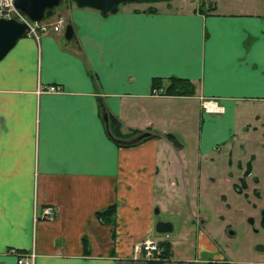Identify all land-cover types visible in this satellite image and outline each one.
<instances>
[{
  "label": "crops",
  "instance_id": "obj_1",
  "mask_svg": "<svg viewBox=\"0 0 264 264\" xmlns=\"http://www.w3.org/2000/svg\"><path fill=\"white\" fill-rule=\"evenodd\" d=\"M69 2L49 15L63 17L60 28L23 34L0 57V264H25L16 259L29 251L31 264L225 258L201 215L191 220L193 254L172 255L173 224L154 206L171 190L191 215L187 148L166 134L185 130L194 101L195 148L205 160L192 206L199 212L207 195L227 204L226 190H212L220 175L228 178L216 157L236 139V124L248 127L244 104L264 105V0H129L106 13ZM169 76L186 79L192 92L150 94L154 77L163 88ZM51 84L57 88L43 89ZM204 97L215 98L218 110H204ZM107 116L118 120L116 132ZM47 205L54 212L41 218ZM110 205V220L100 221L96 212ZM158 220L170 229L156 231ZM146 237L167 243V256L143 258L137 246Z\"/></svg>",
  "mask_w": 264,
  "mask_h": 264
},
{
  "label": "rangeland",
  "instance_id": "obj_2",
  "mask_svg": "<svg viewBox=\"0 0 264 264\" xmlns=\"http://www.w3.org/2000/svg\"><path fill=\"white\" fill-rule=\"evenodd\" d=\"M63 4L64 0H61L54 6V10L59 9L62 11ZM69 4L72 5L74 2L70 0ZM178 100L180 102L181 99ZM170 107L173 109L174 105H170ZM244 109L247 114L243 120L248 122V127L245 130H240L239 124H236V139H233L232 136L228 138L226 140L228 144L218 152L217 156L218 169L222 172L226 169L224 164L228 167L227 181H224L220 175L219 180H217L218 186L212 187V190H226L224 194L227 199L229 202L233 201L238 194L233 190L231 184H227V186L224 184L237 182V175L240 174V169L234 164L236 153L240 154V163L249 159V153H254L253 158L250 160L252 164L251 173L246 178V190L250 200L255 201L256 206H264V189L261 188L264 186V105L253 101L245 103ZM185 113L188 116L182 126L185 127V130L181 132L176 129L172 133L175 135L174 139L184 143L183 145L187 148L183 154V164L186 175L189 178V201L187 205L188 209L191 210V215L186 208L184 200L176 201L173 192L168 189L167 198L162 203H157L160 210H158L157 204L154 206V208H157L156 217L169 218L173 224V229L167 235L170 242V252L172 255L177 256L192 255L193 250L196 249V233L191 223L192 217L194 218L197 215L209 216L208 225L206 223L202 225L204 231L212 237L217 253L231 260L233 264H248L249 262L252 264H264V249L259 250L255 247L258 243L264 244V227L257 222L258 215L253 209L250 212L240 210L234 213L232 207H229V209L226 205L218 207L213 198L203 195L202 209L199 212H195L192 206V199L195 194V181L193 179L196 177V170L202 168V162L205 160L203 155L197 154L195 148V135L198 123L195 101L193 102V108L189 106L188 111ZM227 148L232 150V154L228 158L225 155ZM254 177H257L256 181H253L252 178ZM200 184L202 185L203 181ZM202 190L204 191L205 188L203 187ZM254 190L261 192L260 199L254 198ZM249 217L252 218L251 221L248 220ZM182 222L184 227L179 229L178 226ZM201 253L202 257H206L210 256L209 253L211 252L203 250Z\"/></svg>",
  "mask_w": 264,
  "mask_h": 264
},
{
  "label": "water",
  "instance_id": "obj_3",
  "mask_svg": "<svg viewBox=\"0 0 264 264\" xmlns=\"http://www.w3.org/2000/svg\"><path fill=\"white\" fill-rule=\"evenodd\" d=\"M76 6H89L99 10L102 13L114 12L117 5L124 0H71ZM60 0H13V5L17 12L25 14L30 20H39L43 18L44 11L56 6ZM26 25L23 21L13 17H0V57L14 43V41L24 33ZM71 34L70 24L64 26L63 35L69 38ZM139 136H136L138 138ZM260 225L264 227V209L260 211ZM250 220V218H248ZM156 231H168L170 221L158 220L154 224ZM256 249L263 250L264 244H256Z\"/></svg>",
  "mask_w": 264,
  "mask_h": 264
},
{
  "label": "built area",
  "instance_id": "obj_4",
  "mask_svg": "<svg viewBox=\"0 0 264 264\" xmlns=\"http://www.w3.org/2000/svg\"><path fill=\"white\" fill-rule=\"evenodd\" d=\"M0 17L2 18L14 17L17 20L24 21L26 24V29H25L26 34L32 35L35 38H37V36L41 32H45L48 28L57 29L58 24L62 21L61 17H58L55 20V22L48 20L32 21L28 19L25 15L17 12V10L13 5V0H0ZM56 88L57 87L52 84L43 87V89L46 90H54ZM160 92H161V88L153 87L150 90V93L154 95ZM201 106L205 110H214L217 108L216 102L213 98L202 99ZM53 210L54 209L52 208V206L50 205L45 206L42 209L40 217L50 218L54 212ZM137 248H139L142 251V254L145 258L158 259L163 256V246L150 238L143 239L139 243ZM32 255L33 253L31 251L25 252L23 254H19L16 259V262L30 264Z\"/></svg>",
  "mask_w": 264,
  "mask_h": 264
},
{
  "label": "flooded vegetation",
  "instance_id": "obj_5",
  "mask_svg": "<svg viewBox=\"0 0 264 264\" xmlns=\"http://www.w3.org/2000/svg\"><path fill=\"white\" fill-rule=\"evenodd\" d=\"M218 154H217V156H218ZM231 154H232V150L227 149L225 152V155L227 156V158L230 157ZM236 155L237 156L235 157L234 164L237 166L238 169H240V174L237 175V182L231 183V187L238 194V196L236 198L234 197L233 201L229 202V200H228L226 206L228 207V209H229V207L230 208L232 207L234 213H237L240 210L250 212L251 209H253L258 215V218H257L258 221L257 222L260 224V217H261L260 211L262 209H264V206H262V205L256 206L255 201L250 200L248 192L246 190V188H247L246 178H247L248 172L247 173L244 172L246 160H243V162L240 163V154L237 152ZM216 160H217V157H216ZM261 188L264 189V186H262ZM253 196L255 199H260L261 198V192H258V190H254ZM222 201H224V198L219 197V199L217 201L218 207L225 206V203ZM251 220H252V218H250L249 221H251ZM221 256H223V255L221 254ZM227 260H228L227 258H216V259L203 258L202 260L200 259L193 264H214V263H216V264H219V263L230 264V263H232L231 260H229V261H227ZM248 264H252V263L249 262Z\"/></svg>",
  "mask_w": 264,
  "mask_h": 264
},
{
  "label": "trees",
  "instance_id": "obj_6",
  "mask_svg": "<svg viewBox=\"0 0 264 264\" xmlns=\"http://www.w3.org/2000/svg\"><path fill=\"white\" fill-rule=\"evenodd\" d=\"M51 11H52V8L45 10L44 12L45 16L49 15ZM154 79L156 78L155 77L153 78L152 84L158 85L157 84L158 82L155 81ZM163 90H164V93H167V94H190L192 92L191 88L189 87L187 83V80L181 77H177V76H169L168 82L163 87ZM108 119L110 121V125L112 127L113 132H116L117 129L119 128L118 120L114 117L110 118V116L108 117ZM166 136L170 139V141L173 144L174 142L176 143L172 134H166ZM249 171H250V163H249V160H246L244 172L247 173ZM112 210H113V207L112 205H110L96 212V215L98 216L100 221L106 222L110 220L112 212H113ZM162 243L164 244L165 249L167 250V243L165 242H162ZM154 262H155L154 264L160 263L159 261H154Z\"/></svg>",
  "mask_w": 264,
  "mask_h": 264
}]
</instances>
